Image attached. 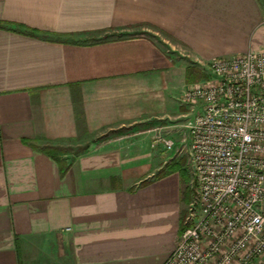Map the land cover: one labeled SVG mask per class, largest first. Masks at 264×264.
Segmentation results:
<instances>
[{
  "label": "crops",
  "instance_id": "crops-1",
  "mask_svg": "<svg viewBox=\"0 0 264 264\" xmlns=\"http://www.w3.org/2000/svg\"><path fill=\"white\" fill-rule=\"evenodd\" d=\"M247 51L264 0H0V264H163L192 181L137 129Z\"/></svg>",
  "mask_w": 264,
  "mask_h": 264
},
{
  "label": "built area",
  "instance_id": "built-area-1",
  "mask_svg": "<svg viewBox=\"0 0 264 264\" xmlns=\"http://www.w3.org/2000/svg\"><path fill=\"white\" fill-rule=\"evenodd\" d=\"M186 87L193 217L163 264H264V51L209 63ZM169 152L174 142L154 137Z\"/></svg>",
  "mask_w": 264,
  "mask_h": 264
},
{
  "label": "rangeland",
  "instance_id": "rangeland-1",
  "mask_svg": "<svg viewBox=\"0 0 264 264\" xmlns=\"http://www.w3.org/2000/svg\"><path fill=\"white\" fill-rule=\"evenodd\" d=\"M188 64V67L185 70V76L184 81L185 85L188 87L191 84L200 83L203 81H206L209 76V63L205 65H199L195 63L186 62ZM189 70H193L192 73V81H187L188 78L187 72ZM188 111L187 112H181L179 115H175L171 119H167L164 121H160L159 125L157 127L152 128H144V126L139 127L137 129L138 132H148L151 133V143L156 136H162L164 138H171V140L174 142V148L172 151H165L160 146L154 147L151 149L158 151V153H162L164 156V159L167 161V164L172 162L173 165L175 162H182L184 163L182 168L191 178V184H185V177L182 178V193L181 196L183 199H188V206L186 207V212L183 213L182 216V228L186 227V224L189 222V220L193 217L192 212V201H193V195L195 194V184L192 176V169L191 164L189 161V140H188V134L185 129V126L199 113L200 106L197 104L191 103L190 106L188 105ZM148 129V130H145ZM153 129V130H152ZM136 131V132H137ZM147 133V134H148ZM146 133H143V135ZM114 136V135H112ZM151 146V145H150ZM83 147H61L60 149H55L56 156L62 158H68L69 154L73 155L74 153H82Z\"/></svg>",
  "mask_w": 264,
  "mask_h": 264
},
{
  "label": "trees",
  "instance_id": "trees-1",
  "mask_svg": "<svg viewBox=\"0 0 264 264\" xmlns=\"http://www.w3.org/2000/svg\"><path fill=\"white\" fill-rule=\"evenodd\" d=\"M192 73H193V70H189L188 72H187V76H188V78L186 79L187 81H192ZM183 164L184 163H182V162H178L177 164H173L172 166L174 167H176L178 170H180L181 168H182V166H183Z\"/></svg>",
  "mask_w": 264,
  "mask_h": 264
}]
</instances>
